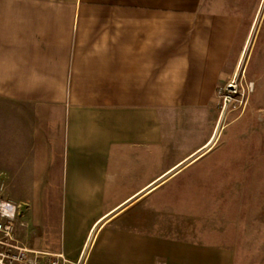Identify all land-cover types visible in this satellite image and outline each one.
I'll return each instance as SVG.
<instances>
[{
	"label": "crops",
	"instance_id": "obj_1",
	"mask_svg": "<svg viewBox=\"0 0 264 264\" xmlns=\"http://www.w3.org/2000/svg\"><path fill=\"white\" fill-rule=\"evenodd\" d=\"M241 25L208 0H0L18 238L86 264H237L186 175Z\"/></svg>",
	"mask_w": 264,
	"mask_h": 264
},
{
	"label": "rangeland",
	"instance_id": "obj_2",
	"mask_svg": "<svg viewBox=\"0 0 264 264\" xmlns=\"http://www.w3.org/2000/svg\"><path fill=\"white\" fill-rule=\"evenodd\" d=\"M208 1L219 12L241 15L242 25L203 114L202 139L211 142L210 150L186 177L204 181L194 188L195 199L202 196L206 212L213 201L212 212L219 213L224 238L236 248L237 264H264V0ZM199 138H188L187 145ZM11 189L0 172V201H14Z\"/></svg>",
	"mask_w": 264,
	"mask_h": 264
},
{
	"label": "built area",
	"instance_id": "obj_3",
	"mask_svg": "<svg viewBox=\"0 0 264 264\" xmlns=\"http://www.w3.org/2000/svg\"><path fill=\"white\" fill-rule=\"evenodd\" d=\"M23 204L0 201V264H86L83 257L71 261L63 253L37 250L24 244L17 235V219Z\"/></svg>",
	"mask_w": 264,
	"mask_h": 264
},
{
	"label": "bare ground",
	"instance_id": "obj_4",
	"mask_svg": "<svg viewBox=\"0 0 264 264\" xmlns=\"http://www.w3.org/2000/svg\"><path fill=\"white\" fill-rule=\"evenodd\" d=\"M211 145V144H210Z\"/></svg>",
	"mask_w": 264,
	"mask_h": 264
}]
</instances>
